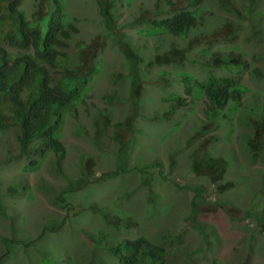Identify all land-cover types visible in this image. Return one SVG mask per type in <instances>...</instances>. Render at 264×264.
Masks as SVG:
<instances>
[{"label":"rangeland","instance_id":"1","mask_svg":"<svg viewBox=\"0 0 264 264\" xmlns=\"http://www.w3.org/2000/svg\"><path fill=\"white\" fill-rule=\"evenodd\" d=\"M41 1L22 0L29 17ZM61 2L78 28L75 41L95 38L103 43L99 52L102 66L79 104L77 118L66 116L60 135L66 150L63 159L46 148L43 154L24 156L19 130L0 132V264H115L117 257L107 246L143 233L166 247L168 264H214L217 258L225 264H264V227L253 217H243L246 207L256 203L254 199L250 202V191L262 184V163L247 165L241 144L243 137L254 135L258 119L253 118L264 120V0H232L229 7L205 0L204 21L187 38L158 31L146 21L156 18L152 14L157 0H108V13L116 20L113 31L124 34L142 59L139 68L146 100L142 109L148 118L137 119L138 132L126 160L132 170L115 177L111 172L117 170L118 149L113 146L114 126L110 125L130 113L122 107L128 105L130 60L107 34L96 0ZM74 44L68 53L76 59ZM172 48L181 51L179 62L145 67L157 53ZM210 74L235 78L244 87L240 101L220 113L221 122L209 123L206 96H196L195 86L190 92L186 89L185 75L203 80ZM114 89L125 98L121 105L117 103L118 110L109 106ZM106 94L112 96L107 102ZM171 94H180L184 106L162 119L163 110L174 103L163 98ZM100 109L108 110L112 123L96 130L92 122ZM204 123L208 131L203 129ZM123 133L127 137V131ZM198 150L199 155L227 160L229 173L222 182L230 175L238 189L219 192L206 167L195 173L192 156ZM152 161L160 167L149 169L147 179L134 169ZM69 178L75 184L84 181L65 193L70 189ZM192 185L205 189L201 200L206 204L195 218L191 212L194 192L185 187ZM149 186L156 194H148ZM57 197L63 202L56 203ZM221 201L227 210H238L234 218L215 206ZM93 204L117 220L130 216L138 225L128 229L126 221L107 224L91 210ZM196 225H203L207 238ZM6 238L19 241L3 242ZM204 239L208 241L202 242ZM200 246L204 251L197 252Z\"/></svg>","mask_w":264,"mask_h":264},{"label":"trees","instance_id":"2","mask_svg":"<svg viewBox=\"0 0 264 264\" xmlns=\"http://www.w3.org/2000/svg\"><path fill=\"white\" fill-rule=\"evenodd\" d=\"M61 1L42 0L41 3L36 4L33 14L29 17L22 7V0H0V132L14 128L19 130L18 141L24 156H32L38 152L43 154L45 152L43 148H46L54 151L59 160L65 157L66 150L60 141V135L61 129L63 130L66 124V116L71 114L77 118L79 104L83 102L87 91L90 90V83L93 81L95 73L102 66L103 60L99 57V52L103 48V43L95 38L88 42L75 41L78 28L65 11ZM204 1L157 0L152 16L157 14L164 16L158 20L149 18L146 21L152 22L154 25L152 28H156L158 31L187 38L190 31H196L201 25L200 22L204 21ZM179 2L184 4L175 7ZM216 2L219 7H229L232 0H216ZM253 2L254 0H251V3ZM96 3L103 19L102 22L105 21L107 34L112 37L113 43L117 44L124 56L130 60L128 67L131 82L127 101L132 109L124 121L113 125L112 132V141L115 142L113 146L118 149L117 170L111 172V176L115 177L124 171L132 170L128 168L126 160L135 139L134 134L138 132L137 127L134 126L135 120L139 116L142 119H148L142 109L146 102L143 94V76L139 68L142 59L133 50L124 34L113 31L116 20L113 15L108 13V0H96ZM251 3L249 5H252ZM224 27H227V23L224 24ZM146 33H148L147 30ZM73 43L77 47L76 59H73L68 53V48ZM180 52L179 49L172 48L162 54L157 53L145 67L179 62V58L182 57ZM73 61H76L75 65H73ZM184 80L188 92L195 86L196 96L202 93L206 96L209 107L205 113L209 123L221 120L223 118L220 114L221 111L227 108L230 103L239 102L244 92L241 83L232 77L210 74L207 78L198 80L193 75H185ZM116 92L117 89L112 92L113 99L110 94H106L104 96L106 102L112 99L115 103H122L125 100L123 95L120 96ZM163 99L164 101H174L170 108L163 110L165 115L169 112L174 114L177 109L184 106L185 102L180 94H171ZM100 110L92 122L96 130H100L104 124L110 125L112 121L107 109ZM166 117L164 116L162 119H166ZM262 121L256 120L253 137H243L241 144L244 162L249 165L250 162L259 160L262 163L260 176H263L262 184L250 191L252 194L250 202L254 199L256 203L246 207L243 217H253L261 227H264V206H262L264 200V134H260L264 129V120L262 119ZM127 129H130L132 133L125 137L123 132ZM203 129L209 130L206 124ZM214 140L216 139L213 138ZM201 163L202 167L210 170L212 182L217 184L219 192L229 193L230 190L238 189L236 188L238 183L235 179H229L230 175L225 182H222L226 172L229 173V162L223 157L215 158L205 154ZM246 164H242V168L245 169ZM156 166L160 167L159 163L152 161L150 164H143L142 167L134 169L139 171L141 176L144 174V178L147 179L148 170L156 168ZM202 167L197 171L204 172L205 169ZM160 175L165 179L162 171H160ZM68 180L70 189L64 190L65 193H69L84 181L81 179L75 184L70 178ZM246 184L245 182V186ZM176 185L179 186V184ZM185 187L194 192L191 212L192 217L195 218L203 204H206L201 200L205 189L199 185ZM148 194L150 196L156 194L152 186H149ZM61 201L63 202L59 197L55 199L58 204ZM219 205L233 218L238 212L236 208L231 211L227 210L222 201L215 203V206L220 207ZM91 210L102 215L106 223L109 224H111L110 221H113L114 225H121L126 221L125 226L128 229L138 225L130 216L123 220H117L102 209L98 210L95 204L91 206ZM241 220L240 217L237 221ZM51 223L49 222L47 227H50ZM196 226L207 238L203 225ZM11 232L15 236L12 229ZM102 232L111 237L109 231L103 229ZM9 240L19 241L15 238H6L3 242H9ZM117 241L107 246L117 257L115 264H168L170 256H168L166 247L157 245L147 234H139L133 238H120ZM207 241L208 239H204L202 242ZM196 251L204 250L200 246ZM96 264L101 263L97 262ZM214 264L225 263L223 259L217 258Z\"/></svg>","mask_w":264,"mask_h":264},{"label":"clouds","instance_id":"3","mask_svg":"<svg viewBox=\"0 0 264 264\" xmlns=\"http://www.w3.org/2000/svg\"><path fill=\"white\" fill-rule=\"evenodd\" d=\"M164 15H161V14H157V15H155V17L157 18V20L159 19V18H162ZM155 18V19H156ZM154 19V20H155ZM173 34V33H172ZM77 48V47H76ZM224 77H228V76H224ZM235 79V78H234ZM237 80V79H236ZM238 81V80H237ZM164 100V99H163ZM122 103H120V105H121ZM119 105V106H120ZM109 106H113V107H115L117 110L119 109V107L117 106V103H115V101L114 100H111V102H110V105ZM122 107H127L128 108V112H130V110L132 109L131 108V106L129 105V101H128V105L127 106H122ZM226 109V108H225ZM224 110V109H223ZM222 110V111H223ZM221 111V112H222ZM163 114H164V112H162ZM169 114H171L170 112H169ZM169 114H164V116H168ZM175 114V113H174ZM129 114H126V116H125V118L122 120V121H124L125 119H126V117L128 116ZM171 115H173V113L171 114ZM141 117V116H140ZM140 117H138V118H140ZM137 118V119H138ZM253 118V117H252ZM137 119L135 120V124H134V126L136 127V123H137ZM253 119H258V121H261V122H263L262 121V117L261 118H259V117H256V118H253ZM155 120H157V119H155ZM122 121H119V122H122ZM112 123V122H111ZM110 123V124H111ZM116 123H118V122H116ZM115 124V123H114ZM113 124V125H114ZM113 125H110V126H113ZM138 129V128H137ZM127 131V133L128 134H131L132 133V131L130 130V129H127L126 130ZM263 132H264V129H263ZM263 132H262V134H263ZM137 134V133H136ZM209 140H210V138H208ZM242 140H243V138H242ZM215 142V140L214 141H212V144ZM132 148V147H131ZM197 155H195V156H192L193 157V160H192V169L194 170V172L195 173H198V172H201V171H197V169L198 168H200V167H202L201 166V162H202V158H204V155H199V150L198 151H196L195 152ZM208 156H210V154H207ZM203 168V167H202Z\"/></svg>","mask_w":264,"mask_h":264}]
</instances>
